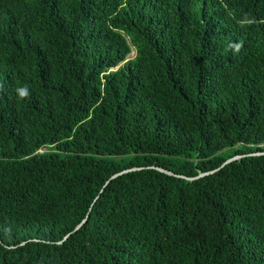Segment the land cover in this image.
<instances>
[{
	"label": "trees",
	"instance_id": "obj_1",
	"mask_svg": "<svg viewBox=\"0 0 264 264\" xmlns=\"http://www.w3.org/2000/svg\"><path fill=\"white\" fill-rule=\"evenodd\" d=\"M0 264H264V0H0Z\"/></svg>",
	"mask_w": 264,
	"mask_h": 264
},
{
	"label": "water",
	"instance_id": "obj_2",
	"mask_svg": "<svg viewBox=\"0 0 264 264\" xmlns=\"http://www.w3.org/2000/svg\"><path fill=\"white\" fill-rule=\"evenodd\" d=\"M238 157H239V156L236 155V156H232V157H229V158L225 159V160L220 164V167H221L222 165H224L225 163H227V162H229V161H231V160H234V159H236V158H238ZM143 168H147V169H148V168L155 169V170H157L159 173L163 174L164 176H167V177H180V178H183V179H185V180H191V179H194V178H197V177L203 176V175H205V174L211 172V171H208V172L198 173V174H196V175H194V176H185V175H181V174H178V173H174L173 171H171V170H169V169H167V168H163V167H159V166H152V165H151V166H138V167H136V166H132V167L125 168V169H122V170H120V171H118V172L113 173L112 175H110L109 179H111V178H113V177H115V176H117V175H119V174H121V173H124V172L133 171V170H139V169H143ZM83 221H84V218H83L78 224H76V226L74 227L73 230H76V229L80 226V224H81Z\"/></svg>",
	"mask_w": 264,
	"mask_h": 264
},
{
	"label": "clouds",
	"instance_id": "obj_3",
	"mask_svg": "<svg viewBox=\"0 0 264 264\" xmlns=\"http://www.w3.org/2000/svg\"><path fill=\"white\" fill-rule=\"evenodd\" d=\"M17 91H18V94L21 98L26 97L28 95L27 89L21 88V89H18Z\"/></svg>",
	"mask_w": 264,
	"mask_h": 264
},
{
	"label": "rangeland",
	"instance_id": "obj_4",
	"mask_svg": "<svg viewBox=\"0 0 264 264\" xmlns=\"http://www.w3.org/2000/svg\"><path fill=\"white\" fill-rule=\"evenodd\" d=\"M133 56V51H131L128 55L127 58L132 57Z\"/></svg>",
	"mask_w": 264,
	"mask_h": 264
}]
</instances>
